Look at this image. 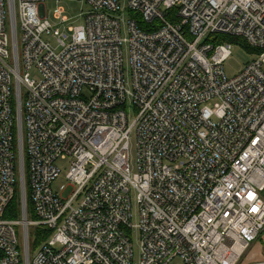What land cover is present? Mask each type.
<instances>
[{"label": "built area", "instance_id": "1", "mask_svg": "<svg viewBox=\"0 0 264 264\" xmlns=\"http://www.w3.org/2000/svg\"><path fill=\"white\" fill-rule=\"evenodd\" d=\"M45 1L0 0V264H239L264 233V0H81L67 28ZM223 36L258 56L231 79Z\"/></svg>", "mask_w": 264, "mask_h": 264}, {"label": "rangeland", "instance_id": "2", "mask_svg": "<svg viewBox=\"0 0 264 264\" xmlns=\"http://www.w3.org/2000/svg\"><path fill=\"white\" fill-rule=\"evenodd\" d=\"M45 6L47 8V11L50 15H52L53 11L58 7L62 6L65 8L67 15L71 19L68 23L67 27H76L81 26L85 24V15L90 12L91 7L86 3L85 1L81 0H46ZM7 28L10 31L11 23H10V15L8 14L7 19ZM44 40L49 42L53 47H56V40L52 39L48 36H44ZM233 49H232V56L230 59L224 64V71L226 73V76L231 79L234 78L236 75H238L247 64L251 63L255 59L258 58L257 52H250V46L244 41L241 40L237 43H232ZM253 49V48H251ZM255 50V49H254ZM58 52L61 51V49H57ZM128 57L125 55V70L128 72ZM264 70V68H263ZM31 76L33 78H37L38 74L36 71L31 72ZM15 86V84H14ZM16 87V86H15ZM26 132V129H25ZM24 140H25V134H24ZM136 139L133 136L131 140V165L133 171L136 169L135 161H136ZM58 167L61 169V174L58 180L53 184L54 190H59L61 185H67L68 181L66 179V175L69 171L71 160H58L57 161ZM18 174V172H17ZM16 190V196L18 198V202L20 204V194H21V182L20 177H17V184L15 187ZM72 189L69 190L67 195L71 192ZM16 203V205L18 204ZM20 208V207H19ZM28 219L30 221L36 220V216L32 209V203L29 200V210H28ZM14 220H23V214H19L18 218ZM133 224H137L136 216L133 218ZM16 231L20 237V239L23 240L24 231L23 226L20 224H17L15 226ZM40 230H37L35 227H30V238H31V258H34V255L38 250L42 247L40 245L39 240H37ZM44 235V234H43ZM131 239L133 243V249L135 254V261L137 262L140 256V234L137 228H134L131 233ZM264 261V233L256 240L252 246L246 251L242 259L239 261V264H254ZM173 264H184L183 260L180 258H177L174 260Z\"/></svg>", "mask_w": 264, "mask_h": 264}, {"label": "trees", "instance_id": "3", "mask_svg": "<svg viewBox=\"0 0 264 264\" xmlns=\"http://www.w3.org/2000/svg\"><path fill=\"white\" fill-rule=\"evenodd\" d=\"M171 18L170 19H175V13L171 12L170 14ZM138 25L142 30H146V31H151L150 26L145 24L142 21H138ZM220 40L225 41V42H229V43H237L240 42L242 39L237 38V37H232V36H223L220 38ZM250 52H257L254 49L250 48ZM18 202V198L15 194L14 199L11 201V203L8 205L7 209H6V214L5 217L6 218H18L20 213V204L18 202V204L16 205V203ZM44 234V235H43ZM48 234L49 233H45L43 231L39 232L38 238L37 240L41 241L40 245L44 242V240H46L48 238Z\"/></svg>", "mask_w": 264, "mask_h": 264}]
</instances>
